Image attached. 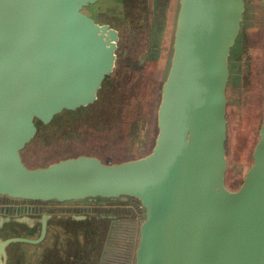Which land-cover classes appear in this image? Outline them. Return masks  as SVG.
<instances>
[{"label": "water", "instance_id": "water-1", "mask_svg": "<svg viewBox=\"0 0 264 264\" xmlns=\"http://www.w3.org/2000/svg\"><path fill=\"white\" fill-rule=\"evenodd\" d=\"M105 1L114 22L91 14ZM133 2L0 0V264H55L53 254L56 264H264V112L240 185L225 183L227 88L235 59L249 58L248 0H177L151 151L25 164L46 129L63 138L64 125L96 115L134 35L147 33L144 69L160 53L169 10ZM91 221L103 233L87 262Z\"/></svg>", "mask_w": 264, "mask_h": 264}, {"label": "rangeland", "instance_id": "rangeland-1", "mask_svg": "<svg viewBox=\"0 0 264 264\" xmlns=\"http://www.w3.org/2000/svg\"><path fill=\"white\" fill-rule=\"evenodd\" d=\"M139 1L140 0H134L132 5L138 6ZM146 4L150 6V1L146 2ZM158 6L161 8L160 10H169L168 22L164 25L163 30L165 34L163 38L164 44L162 43L160 53L158 52L159 54L156 52L153 53L154 59L148 62L145 71L150 78L153 77L157 79L161 76L160 79L163 80L171 53L170 43L174 27L173 21L176 14L177 0H151V7L155 14H159ZM90 11L94 17L99 18L100 16L101 19L105 17L108 19V22H114L113 20L116 19L117 15H120L119 12L112 11V8L107 5V1L93 6ZM245 20L247 34H249V37L251 35L254 36L250 42L247 41V52L248 55L252 53L253 50L251 45L253 43L255 54L243 60L238 66V61L235 59V73L231 76L227 88L228 169L225 176V183L229 189H235L240 185L241 179L251 163V153L258 139V131L264 112V94L261 96V94L256 91V97H254L253 93L249 95V97H251V104L248 106V109H250V114H253L249 119L245 117V114H247V112H245L247 105L242 106L240 98L241 93L246 91L250 86L264 88V11H260V6L256 4L255 0H248ZM155 50L158 49H151L149 56L150 53ZM249 73H251V77L255 75V80L248 84L247 81L244 82L243 77L248 76ZM155 74L158 75L154 77ZM147 100L148 99L145 101ZM158 100L159 97L156 99V104ZM251 105L253 109H251ZM89 110L90 112L92 111L91 108H89ZM65 117H67V115L62 114L60 117L58 116L55 123L61 122ZM109 132L110 133L106 136L98 137L94 135V132L92 135H87L88 137H86L84 134L77 131L73 135H70L68 139H63L59 137L57 133L46 129L43 132L46 135H41L39 137L40 140L36 144L33 143L29 145L24 153H22V157L25 164L29 167H43L65 156L77 154L95 155L103 162H119L125 159L140 157L151 151V146L156 135V133H153L145 139V130L141 129L138 132L137 138L132 141L123 126L121 130L118 131L119 134L112 133L111 131ZM40 146L43 147L44 150L40 151ZM245 147L247 149L243 150ZM90 223V229L88 231H92V233H86V240L94 244V249L90 251L91 253L87 258V262H90L96 256L98 242L102 238L103 233L102 228L98 226L94 227V224L99 223L92 221ZM32 248H34V246L30 248L27 247L30 251H32ZM42 248H44L42 244L41 246L35 247L37 251ZM71 251L74 252V250ZM53 253L54 252L50 249L45 251L47 255ZM51 256L56 264L57 255L53 254ZM46 264H50L49 258Z\"/></svg>", "mask_w": 264, "mask_h": 264}, {"label": "trees", "instance_id": "trees-1", "mask_svg": "<svg viewBox=\"0 0 264 264\" xmlns=\"http://www.w3.org/2000/svg\"><path fill=\"white\" fill-rule=\"evenodd\" d=\"M255 2L259 5L258 0ZM261 10L263 11L260 7V11ZM144 11H146V8H144ZM145 23L147 24V22ZM137 37L139 38L138 42H135L133 38L136 40ZM247 37L248 42L254 38L252 35L249 37V34ZM133 38L130 46L128 45L127 47L126 43L123 46L125 54L118 51L116 68L113 74L105 80L100 91L102 99L99 104L96 103L92 106L94 109L99 105L100 109H97L98 112L96 115H94L95 112L92 111L87 118L73 120V122L70 123L71 125H64L65 129L68 130V133L64 134V139L76 133H71L74 128L79 132H83L82 134L88 137L94 132H99L98 136H106L111 130L117 131V134H119L118 131L121 130L123 126L132 141L137 138L138 132L141 129L145 130V139L153 133H156V99L159 97L162 80L160 79L161 76L157 79L153 77L150 78L144 69L145 64H139L137 61L136 52H138L139 49H144L147 33L140 31L139 35H134ZM251 48L253 51L251 54L249 53V57L255 54L253 43ZM234 73L235 72H233L232 76ZM157 75L158 74H155L154 77ZM254 76L255 75H252L251 77V73H249L248 76L244 77L245 81H247L248 84L252 83L255 80ZM105 90L107 91V97H104ZM256 91H258L261 96L264 94V88L250 86L246 91H243L240 96L241 105H247L245 110V112H247V114H245L247 119L253 115L250 114V109H248V106L251 104V97H249V95L253 93L254 97H256ZM146 99L148 100L145 101ZM252 105L250 106L251 109H253ZM40 131H42V129H40ZM40 149L44 150L41 146ZM246 149L245 147L243 150Z\"/></svg>", "mask_w": 264, "mask_h": 264}, {"label": "flooded vegetation", "instance_id": "flooded-vegetation-1", "mask_svg": "<svg viewBox=\"0 0 264 264\" xmlns=\"http://www.w3.org/2000/svg\"><path fill=\"white\" fill-rule=\"evenodd\" d=\"M172 25H173V24H172ZM123 212H125V213H130V210L124 209ZM134 216H135V215H134ZM138 216H139V214H138V212H137V213H136V217H138ZM130 229H131V228H130ZM130 229H129V230H130Z\"/></svg>", "mask_w": 264, "mask_h": 264}]
</instances>
